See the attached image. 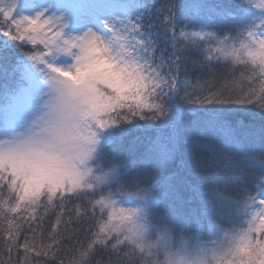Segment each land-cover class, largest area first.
<instances>
[{
    "label": "snow or ice",
    "instance_id": "1",
    "mask_svg": "<svg viewBox=\"0 0 264 264\" xmlns=\"http://www.w3.org/2000/svg\"><path fill=\"white\" fill-rule=\"evenodd\" d=\"M0 227L6 264H264V0H0Z\"/></svg>",
    "mask_w": 264,
    "mask_h": 264
},
{
    "label": "trees",
    "instance_id": "2",
    "mask_svg": "<svg viewBox=\"0 0 264 264\" xmlns=\"http://www.w3.org/2000/svg\"><path fill=\"white\" fill-rule=\"evenodd\" d=\"M50 223H54V217H50L49 218ZM50 223L45 225V230H50ZM0 231H1V239H0V262H5L6 264V256L7 254L4 252L3 250V230L2 227H0ZM50 242V241H49ZM23 253L21 251L20 256H22ZM15 257H16V253L15 250H13V260L15 262ZM33 264H48V261L43 259V258H34L33 259Z\"/></svg>",
    "mask_w": 264,
    "mask_h": 264
},
{
    "label": "rangeland",
    "instance_id": "3",
    "mask_svg": "<svg viewBox=\"0 0 264 264\" xmlns=\"http://www.w3.org/2000/svg\"><path fill=\"white\" fill-rule=\"evenodd\" d=\"M0 239H1V231H0ZM0 264H5V262H0Z\"/></svg>",
    "mask_w": 264,
    "mask_h": 264
}]
</instances>
